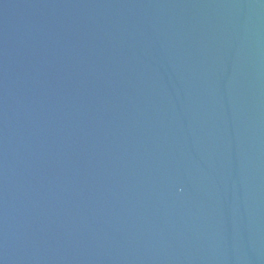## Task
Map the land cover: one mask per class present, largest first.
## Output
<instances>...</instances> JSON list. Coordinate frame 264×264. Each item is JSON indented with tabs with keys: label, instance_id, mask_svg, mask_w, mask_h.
Instances as JSON below:
<instances>
[{
	"label": "water",
	"instance_id": "1",
	"mask_svg": "<svg viewBox=\"0 0 264 264\" xmlns=\"http://www.w3.org/2000/svg\"><path fill=\"white\" fill-rule=\"evenodd\" d=\"M0 264H264V0H0Z\"/></svg>",
	"mask_w": 264,
	"mask_h": 264
}]
</instances>
